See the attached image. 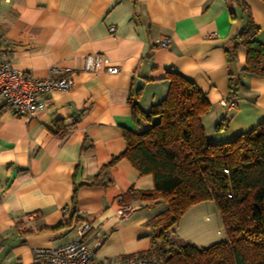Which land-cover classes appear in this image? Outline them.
I'll use <instances>...</instances> for the list:
<instances>
[{"label":"crops","instance_id":"crops-1","mask_svg":"<svg viewBox=\"0 0 264 264\" xmlns=\"http://www.w3.org/2000/svg\"><path fill=\"white\" fill-rule=\"evenodd\" d=\"M243 1L260 29L255 37L264 43V6ZM243 24L231 0H0V45L13 68L34 78L50 76L52 66L74 73L70 90L44 93L45 104L29 117L0 103V264H38L33 250L76 239L81 221L89 224L83 240L97 262L148 250V221L166 204L123 202L120 196L129 188L151 189L152 176L140 175L125 158L107 166L126 148L123 128L137 133L149 127L133 120L128 95L138 91L139 108L149 110L165 96V70L173 68L210 102L201 118L208 142L230 141L250 130L264 120V76L242 70L241 45L230 66L242 82L235 106L219 103L232 98L223 47ZM163 38L169 39L166 48L157 44ZM88 53L99 54L118 72L83 71ZM220 120L226 127L217 130ZM122 206L131 208L124 219L117 214ZM169 233L199 247L225 238L210 200L191 205Z\"/></svg>","mask_w":264,"mask_h":264},{"label":"trees","instance_id":"trees-1","mask_svg":"<svg viewBox=\"0 0 264 264\" xmlns=\"http://www.w3.org/2000/svg\"><path fill=\"white\" fill-rule=\"evenodd\" d=\"M231 1L244 15L241 30L223 47L229 69L227 95L234 98L242 85L239 73L230 69L237 47L246 49L242 70L264 76V43L255 37L260 29L248 5ZM229 17L236 15L230 11ZM164 79L169 82L165 96L147 111L137 104L138 91H130L133 120L148 122L149 127L137 133L123 128L126 148L107 164L125 158L140 175L152 176L151 189L129 188L120 196L123 202L136 198L166 204L148 221L153 236L149 249L139 256L153 257L155 264H264V120L230 141L210 143L201 120L210 110L205 92L173 68L165 70ZM225 127L221 120L215 125L217 130ZM205 200L214 203L225 238L206 247L175 240L169 229L191 205Z\"/></svg>","mask_w":264,"mask_h":264},{"label":"built area","instance_id":"built-area-1","mask_svg":"<svg viewBox=\"0 0 264 264\" xmlns=\"http://www.w3.org/2000/svg\"><path fill=\"white\" fill-rule=\"evenodd\" d=\"M114 26L109 31L114 32ZM157 44L166 48L168 38L157 41ZM104 70L107 73L118 72L117 66L108 65L99 54L88 53L84 57L83 71L96 73ZM51 75L45 78H34L23 71L13 68L10 64L8 50L0 45V103L16 116H31L45 104L43 94L51 91L70 90L74 85V73L69 68L52 66ZM220 105L226 108L235 106V99H223ZM131 210L128 206L117 209V214L124 219ZM89 229L86 221L76 226L77 238L65 244L36 248L33 250L34 260L38 264H155L153 257H125L117 260L95 261L93 249L83 240V235ZM160 262V261H159Z\"/></svg>","mask_w":264,"mask_h":264}]
</instances>
